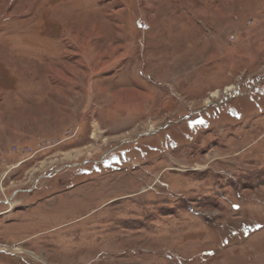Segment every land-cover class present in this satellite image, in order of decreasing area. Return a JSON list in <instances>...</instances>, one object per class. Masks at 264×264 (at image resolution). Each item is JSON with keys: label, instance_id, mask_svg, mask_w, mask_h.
<instances>
[{"label": "rangeland", "instance_id": "obj_1", "mask_svg": "<svg viewBox=\"0 0 264 264\" xmlns=\"http://www.w3.org/2000/svg\"><path fill=\"white\" fill-rule=\"evenodd\" d=\"M0 77V264H264V0H0Z\"/></svg>", "mask_w": 264, "mask_h": 264}, {"label": "crops", "instance_id": "obj_2", "mask_svg": "<svg viewBox=\"0 0 264 264\" xmlns=\"http://www.w3.org/2000/svg\"><path fill=\"white\" fill-rule=\"evenodd\" d=\"M70 24H71V21H70ZM65 25L66 24H64V26ZM98 31H100V30L98 29ZM79 32L80 31H72V29L70 28L69 30H66L65 34L59 36L60 42H63V44H64V52H63L62 58L59 59L60 62H58L56 65H51V66L45 67L44 74L42 73L43 75L40 79H37L40 76H36V77H31L33 80L31 79L29 81H25L24 80L25 79L24 78V72L19 70V68H16L17 73H14V72H11L13 70H10V69L8 70V68H6V66H5L6 75H11L12 77L14 76V78L16 75V77L18 78V81L16 83H14L15 90H19L20 93L21 92H27V94H29L30 97L33 96V98L35 97L37 92H40L43 95H47L52 100V103H50V105L53 107V104L55 102V105H56V107L59 108V110L61 108H63L65 111V107H67V106L70 107L71 106L70 103H72V97L75 95L77 90L78 89L80 91L83 90L82 84H77L75 86V88L72 89L74 87V80L76 82H81L84 79V78H82L84 72L91 74V75H93V73L97 74L100 70H102L101 69L102 67L99 69V71L93 70L91 72H88L87 70H83L79 67L78 68L79 70H77V72H75V78L76 79H74V72L71 71L73 68H71V70L68 69L66 76L63 74L62 75L63 77L58 76L56 73L49 72L50 68L58 66L60 63H62L60 65H63V64L66 65V63H64V62H67L66 60H70V62L74 60V64H76L77 61H79V59H81V61L79 63L82 64L83 63L82 60H85L88 58H95V57H99V56H101L102 58L104 57V51H102V52L101 51H96V52L91 51L90 52V49L88 47H85L86 45L84 42H86V40H88L87 36L89 34H87V32L90 33V30L86 31V32H80L83 34H80ZM93 32H95V31H93ZM83 45H85V46H83ZM93 52H94V55L91 56V54ZM95 53H96V55H95ZM102 64H104V61L102 62ZM2 65H4V64H2ZM78 66H79V64H78ZM86 67H87V65H86ZM68 73H69V75H68ZM101 74H102V72H101ZM0 79H1V77H0ZM71 81H73V82H71ZM86 84L89 86L90 83L88 84V81H87ZM91 85H92V83H91ZM0 89H1V86H0ZM97 89H99V87H97ZM6 90L10 91L9 89H6ZM85 90H87V87H85ZM19 91H17L18 93L16 95V98H14L16 103H17L18 98H19ZM31 93H33V94L31 95ZM72 94H74V95H72ZM0 95H1V93H0ZM9 97H10V95L8 93L7 94V100L8 101H10ZM12 100H13V97H12ZM2 102H3L2 96H0V105H2ZM6 105L7 104L5 103V106ZM61 120H64V119L61 118ZM0 129L2 131L5 130V128H3L1 126H0ZM2 134H5V133H0V135H2Z\"/></svg>", "mask_w": 264, "mask_h": 264}, {"label": "flooded vegetation", "instance_id": "obj_3", "mask_svg": "<svg viewBox=\"0 0 264 264\" xmlns=\"http://www.w3.org/2000/svg\"><path fill=\"white\" fill-rule=\"evenodd\" d=\"M50 175H52V174H50ZM19 191H20V190H18V189L15 190V191L12 193V195H11L12 198H14V197L19 193Z\"/></svg>", "mask_w": 264, "mask_h": 264}, {"label": "bare ground", "instance_id": "obj_4", "mask_svg": "<svg viewBox=\"0 0 264 264\" xmlns=\"http://www.w3.org/2000/svg\"><path fill=\"white\" fill-rule=\"evenodd\" d=\"M216 95H217V92H214L213 94H212V97H216ZM206 103V102H205Z\"/></svg>", "mask_w": 264, "mask_h": 264}, {"label": "built area", "instance_id": "obj_5", "mask_svg": "<svg viewBox=\"0 0 264 264\" xmlns=\"http://www.w3.org/2000/svg\"><path fill=\"white\" fill-rule=\"evenodd\" d=\"M39 146H41V145H39ZM41 148H42V147H39V149H40V150H44V149H41ZM36 153H37V152H36ZM5 203L7 204V200H6V202H5Z\"/></svg>", "mask_w": 264, "mask_h": 264}]
</instances>
